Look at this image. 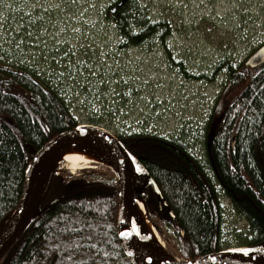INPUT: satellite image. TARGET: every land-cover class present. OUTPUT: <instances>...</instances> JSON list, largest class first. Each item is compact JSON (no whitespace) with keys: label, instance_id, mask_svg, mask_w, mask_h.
<instances>
[{"label":"trees","instance_id":"obj_1","mask_svg":"<svg viewBox=\"0 0 264 264\" xmlns=\"http://www.w3.org/2000/svg\"><path fill=\"white\" fill-rule=\"evenodd\" d=\"M107 15L125 47L142 46L168 33V23L150 17L142 0H113ZM1 53L6 57L0 61V228L20 203L36 152L80 124L105 122H81L59 84L16 63L8 51ZM218 70L225 81L208 121L204 162L193 153L188 135L122 127L114 132L159 186L165 202L148 190V208L153 222L158 220L173 242L170 253L179 259H194L234 243L264 244V62L251 67L247 60L238 63L224 55ZM119 191L109 167L78 175L58 173L54 167L39 207L50 206L0 264H132L117 230ZM224 198L246 222L231 242L224 229Z\"/></svg>","mask_w":264,"mask_h":264},{"label":"rangeland","instance_id":"obj_2","mask_svg":"<svg viewBox=\"0 0 264 264\" xmlns=\"http://www.w3.org/2000/svg\"><path fill=\"white\" fill-rule=\"evenodd\" d=\"M112 2L0 0V61L8 51L16 63L59 84L81 122L103 119L101 126L113 132L188 135L204 162L208 121L225 81L215 67L224 55L241 63L264 43V0H142L150 17L168 23V33L135 47L123 46L108 18ZM57 166L58 173L74 174L63 160ZM107 166L94 163L75 174ZM223 204L231 242L245 223L225 198ZM147 213L173 257L172 240Z\"/></svg>","mask_w":264,"mask_h":264},{"label":"water","instance_id":"obj_3","mask_svg":"<svg viewBox=\"0 0 264 264\" xmlns=\"http://www.w3.org/2000/svg\"><path fill=\"white\" fill-rule=\"evenodd\" d=\"M264 62V44L248 59L256 67ZM78 140H90L102 147L110 158L120 185V207L117 230L122 248L132 264H264V245L253 248H232L205 254L191 260L160 257L142 248L132 233V202L137 196H146L147 188L159 197L162 192L154 178L128 151L112 131L100 125L81 124L65 131L41 147L26 170L22 197L14 216L0 229V261L21 238L33 221L50 205L40 208L43 193L39 185L50 163L68 145ZM51 204V203H50ZM174 217L173 212L170 211Z\"/></svg>","mask_w":264,"mask_h":264},{"label":"bare ground","instance_id":"obj_4","mask_svg":"<svg viewBox=\"0 0 264 264\" xmlns=\"http://www.w3.org/2000/svg\"><path fill=\"white\" fill-rule=\"evenodd\" d=\"M61 160L66 162V166L73 173H75V170L90 167L94 163H103L111 166L109 156L97 143L90 140L75 141L68 145L50 163L39 185V195L45 191L51 170ZM131 224L133 236L142 248L160 257H169L164 247L165 244L163 245L158 232L148 217L145 201L139 197H135L132 202Z\"/></svg>","mask_w":264,"mask_h":264},{"label":"flooded vegetation","instance_id":"obj_5","mask_svg":"<svg viewBox=\"0 0 264 264\" xmlns=\"http://www.w3.org/2000/svg\"><path fill=\"white\" fill-rule=\"evenodd\" d=\"M148 195H149V193H148Z\"/></svg>","mask_w":264,"mask_h":264}]
</instances>
